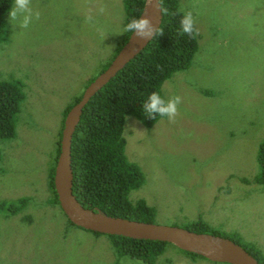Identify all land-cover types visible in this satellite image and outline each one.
<instances>
[{"label": "rangeland", "instance_id": "1", "mask_svg": "<svg viewBox=\"0 0 264 264\" xmlns=\"http://www.w3.org/2000/svg\"><path fill=\"white\" fill-rule=\"evenodd\" d=\"M179 6L193 13L197 51L188 68L162 84L166 99L181 97L174 121L162 117L146 127L125 117V153L145 176L129 199L154 207L155 223L184 226L201 218L264 256V183L257 180L264 0ZM31 7L41 16L27 29L9 24L7 12L10 34L0 43V79L26 84L16 136L0 138V202L27 198L24 210L0 206V264H146L118 255L110 237L70 224L47 202L62 110L114 56L125 35L123 0H31ZM153 264L229 263L192 259L167 244Z\"/></svg>", "mask_w": 264, "mask_h": 264}, {"label": "trees", "instance_id": "2", "mask_svg": "<svg viewBox=\"0 0 264 264\" xmlns=\"http://www.w3.org/2000/svg\"><path fill=\"white\" fill-rule=\"evenodd\" d=\"M12 2L13 0H0V43L9 38L6 14ZM144 3L145 0H123L125 26L131 19L139 17ZM160 4L162 9L167 10L162 11L159 25L163 29L162 34L153 37L137 56L89 99L83 108L71 144L73 191L79 202L87 208H97L108 215L149 222H153L154 207L148 205L144 199L135 202L129 199V193L144 183L145 176L140 166L130 161L125 153L126 139L123 136L125 117L133 115L146 127H152L162 118L157 116L152 119L146 116L143 112V104L153 91L164 97L163 82L173 73L191 65L198 46L197 35L190 38L187 34L180 33L179 21L184 11L180 9L179 0H160ZM129 35L130 32L125 31L114 56ZM114 56L104 62L99 73L108 67ZM95 77L90 78L87 85ZM25 85L19 78L0 79V138L13 139L16 136V119L25 96ZM81 96L82 93L75 96L62 110L61 127L58 130L52 158L54 162L46 174L48 189L51 192L47 202L53 206L54 204L59 206L53 177L60 152L63 121L69 109L80 100ZM257 160L260 167L257 180L264 183V140L259 146ZM26 202L27 198L22 196L15 201L0 202V206L6 204L10 211L17 212L24 210ZM67 220L75 225L68 218ZM182 227L220 235L201 218ZM89 231L94 235L104 234ZM105 235L110 237L118 255L141 259L146 264H153L157 256L164 252L166 245L172 244L161 240L137 239L117 234ZM228 238L243 246L260 264H264V256L254 248H248L235 237ZM178 249L192 259L196 256L205 258Z\"/></svg>", "mask_w": 264, "mask_h": 264}, {"label": "water", "instance_id": "3", "mask_svg": "<svg viewBox=\"0 0 264 264\" xmlns=\"http://www.w3.org/2000/svg\"><path fill=\"white\" fill-rule=\"evenodd\" d=\"M155 0H145L140 17H148L159 27L162 11L155 7ZM162 7V6H161ZM151 39H139L130 33L108 67L100 72L84 89L80 100L67 112L60 139V152L54 170V187L58 204L66 217L75 225L104 234H117L137 239L161 240L178 248L205 257L208 260L229 264H260L255 256L234 240L212 233L197 232L177 225L159 224L126 217L108 215L100 209L87 208L73 191L71 144L83 108L120 69L148 44Z\"/></svg>", "mask_w": 264, "mask_h": 264}, {"label": "clouds", "instance_id": "4", "mask_svg": "<svg viewBox=\"0 0 264 264\" xmlns=\"http://www.w3.org/2000/svg\"><path fill=\"white\" fill-rule=\"evenodd\" d=\"M152 3V0H150ZM155 7L161 11L160 0H155ZM102 10V9H101ZM175 14V13H174ZM41 13L31 7V0H13L8 10L9 24L27 29L34 20H39ZM89 21L92 17L87 18ZM180 33L187 34L190 38L199 35V30L195 27V20L191 11H185L180 18ZM125 31L133 33L139 39H152L157 35H161L163 29L152 24L151 20L144 16L131 19L125 26ZM181 104V97L171 96L167 99L162 97L158 92H151L147 100L143 104V112L146 116L155 119L157 116L167 117L170 121H174L179 115L178 106Z\"/></svg>", "mask_w": 264, "mask_h": 264}]
</instances>
